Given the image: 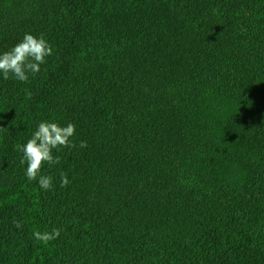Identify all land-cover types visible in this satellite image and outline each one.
Returning a JSON list of instances; mask_svg holds the SVG:
<instances>
[{
  "label": "trees",
  "instance_id": "16d2710c",
  "mask_svg": "<svg viewBox=\"0 0 264 264\" xmlns=\"http://www.w3.org/2000/svg\"><path fill=\"white\" fill-rule=\"evenodd\" d=\"M25 33L53 53L0 74V264H264V0H0V52ZM42 120L75 125L51 190Z\"/></svg>",
  "mask_w": 264,
  "mask_h": 264
},
{
  "label": "clouds",
  "instance_id": "9594fccd",
  "mask_svg": "<svg viewBox=\"0 0 264 264\" xmlns=\"http://www.w3.org/2000/svg\"><path fill=\"white\" fill-rule=\"evenodd\" d=\"M53 48L43 35L25 33L10 49L0 52V74L5 80L12 78L17 81L26 82L29 75L35 76L41 70L45 58L51 56ZM75 135V125L71 122L65 126L51 120L40 121L30 138L17 147L22 153L20 163L26 165L25 176L29 181H37L39 188L51 190L53 177L42 175L43 165L49 166L60 163V157L53 155V150L60 148H73L76 145L71 137ZM79 146H87L86 141H80ZM60 187H66L69 183L65 173L59 175ZM16 228H21L19 221L13 222ZM60 236V229L53 228L51 231H33V237L43 244L57 239Z\"/></svg>",
  "mask_w": 264,
  "mask_h": 264
}]
</instances>
